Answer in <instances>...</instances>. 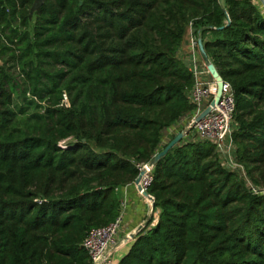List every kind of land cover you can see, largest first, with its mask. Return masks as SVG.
Instances as JSON below:
<instances>
[{"label":"trees","instance_id":"1","mask_svg":"<svg viewBox=\"0 0 264 264\" xmlns=\"http://www.w3.org/2000/svg\"><path fill=\"white\" fill-rule=\"evenodd\" d=\"M33 2L0 0V264H90L82 243L119 216L117 190L193 114L179 57L189 27L234 93L236 162L264 188L253 0H44L29 19ZM152 177L157 222L118 264H264V194L212 144L185 137Z\"/></svg>","mask_w":264,"mask_h":264},{"label":"built area","instance_id":"2","mask_svg":"<svg viewBox=\"0 0 264 264\" xmlns=\"http://www.w3.org/2000/svg\"><path fill=\"white\" fill-rule=\"evenodd\" d=\"M257 2L258 3L254 1L258 8L264 11V6H262L258 0ZM187 48L192 53L188 69L193 74L195 80L188 95V101L194 107L193 114L190 116L191 120L198 116L210 103L215 94L216 84L213 80L211 83H206L204 81L203 74L209 75L205 63L203 62L202 69L197 65L196 57L194 56V50L198 51L197 37H189ZM235 108V98L232 88L227 82L222 81L221 96L217 105L194 127L187 138L212 144L215 147L219 159H223L228 168L226 169L221 163L222 167L236 174L243 181L250 193L254 195H263L264 188L253 185L249 181L244 167L236 162L235 147L232 141V133L235 127ZM186 119H188V117L180 122ZM138 170L139 173L144 171V175L137 185L135 181L132 185L135 187L137 194L141 196L142 191L147 193V189L152 182L153 169L149 167V163H146L140 164ZM144 200L149 205V202L146 199ZM123 207L124 206L121 205L120 214L113 223L91 230L84 239L82 248L86 251L90 264H112L111 258L117 249L133 240L135 234H126L120 239V234L122 233Z\"/></svg>","mask_w":264,"mask_h":264},{"label":"water","instance_id":"3","mask_svg":"<svg viewBox=\"0 0 264 264\" xmlns=\"http://www.w3.org/2000/svg\"><path fill=\"white\" fill-rule=\"evenodd\" d=\"M258 1L262 6H264V0H258ZM43 2L44 0H34L29 11V19H31L33 14L42 6ZM226 18H227V23L229 24V19L227 14H226ZM197 47L199 54L206 65V69L207 72L209 73V76L216 84L215 94L212 100L210 101V103L204 108V110L198 116L191 119L178 133L174 135V137L165 145V147L153 157V159L149 162V167L151 169H153L159 163V161L168 154L170 150H172L177 144H179L185 137L188 136V134L194 129V127L213 110V108L217 105L220 99L223 80L219 76L214 65L208 60L200 38L197 39ZM143 175H144V171L139 173L138 177L135 180L136 185L138 184L139 180ZM141 196L149 202L150 215H151L153 213V208L155 203L154 198L144 191L141 192Z\"/></svg>","mask_w":264,"mask_h":264},{"label":"crops","instance_id":"4","mask_svg":"<svg viewBox=\"0 0 264 264\" xmlns=\"http://www.w3.org/2000/svg\"><path fill=\"white\" fill-rule=\"evenodd\" d=\"M122 209V233L120 239L126 234H135L131 242L121 246L111 258L112 264H118L122 257L129 250L132 242L138 233L144 229L148 222L153 227L158 219V211L150 215V206L139 196L133 185L126 186L117 190Z\"/></svg>","mask_w":264,"mask_h":264},{"label":"rangeland","instance_id":"5","mask_svg":"<svg viewBox=\"0 0 264 264\" xmlns=\"http://www.w3.org/2000/svg\"><path fill=\"white\" fill-rule=\"evenodd\" d=\"M256 3L257 0H254ZM195 37L193 35V29L192 27H189L186 31V34H185V37H184V41L182 43V46H181V49L179 51V57L183 60V62L186 64V66L189 68L190 66V61H191V58H192V53L191 51L187 48L188 46V40H189V37ZM198 39V38H197ZM194 56L196 57V62H197V65L200 69L203 68V60L201 59V56L199 55L198 51L197 50H194ZM203 79L206 83H211L212 79L211 77L207 74H203ZM190 121V116L188 117V119H186L185 121H182L180 123H178L177 125H175V127L172 128L171 131H168L166 136H165V140L164 141H168V139L176 134L177 132H179L188 122ZM70 140H66V141H63L61 142V146L62 147H66L70 142ZM220 162L222 163V165L227 169L228 167L225 165V162L223 159H220ZM116 264V262H115Z\"/></svg>","mask_w":264,"mask_h":264}]
</instances>
